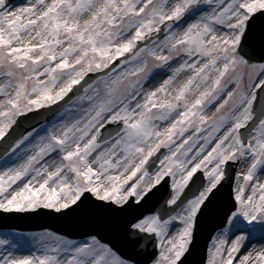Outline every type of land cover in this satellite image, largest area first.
<instances>
[{
	"label": "snow or ice",
	"instance_id": "6c2138e0",
	"mask_svg": "<svg viewBox=\"0 0 264 264\" xmlns=\"http://www.w3.org/2000/svg\"><path fill=\"white\" fill-rule=\"evenodd\" d=\"M40 109L0 145V222L99 223L8 227L0 264H264V0H0V141Z\"/></svg>",
	"mask_w": 264,
	"mask_h": 264
},
{
	"label": "water",
	"instance_id": "95a60500",
	"mask_svg": "<svg viewBox=\"0 0 264 264\" xmlns=\"http://www.w3.org/2000/svg\"><path fill=\"white\" fill-rule=\"evenodd\" d=\"M91 75V74H90ZM22 119H27L26 121H22ZM20 124H22V127L19 126V130L16 133H12L11 137H9V141L4 143L7 144L9 143L11 140L18 138L20 136L21 133L27 131L29 128L35 126L36 124H38L39 122H41L43 120L42 117H32V114L27 115L25 118H22ZM2 152H3V148L0 147V156H2ZM225 191H227V189H225ZM36 214V213H35ZM17 216H25V214H17V215H8V217H13V218H18ZM92 218V217H91ZM94 220H96L95 218H92ZM98 221V220H96ZM63 232H66L69 235L72 236H77L78 234H74L72 230L70 229H60ZM207 230V226L205 225V223H201L199 231H198V235H203V233H205ZM211 231V230H210ZM210 234V232H209ZM208 234V238L210 237V235ZM197 247H199V245L197 244ZM198 255H197V259H199L200 255H203L201 253V251H197Z\"/></svg>",
	"mask_w": 264,
	"mask_h": 264
},
{
	"label": "rangeland",
	"instance_id": "374dc122",
	"mask_svg": "<svg viewBox=\"0 0 264 264\" xmlns=\"http://www.w3.org/2000/svg\"><path fill=\"white\" fill-rule=\"evenodd\" d=\"M214 111V109H212ZM45 124H43L42 126H40V128L44 127ZM40 135H43V132H40L39 133ZM49 230V229H48ZM0 231H4V230H0ZM43 230L41 231H32V232H24V233H39V232H42ZM51 231V230H50ZM53 232V231H52ZM56 233V232H55Z\"/></svg>",
	"mask_w": 264,
	"mask_h": 264
},
{
	"label": "bare ground",
	"instance_id": "6f19581e",
	"mask_svg": "<svg viewBox=\"0 0 264 264\" xmlns=\"http://www.w3.org/2000/svg\"><path fill=\"white\" fill-rule=\"evenodd\" d=\"M149 86H153V85H149ZM252 243H258V240L257 241H253Z\"/></svg>",
	"mask_w": 264,
	"mask_h": 264
}]
</instances>
